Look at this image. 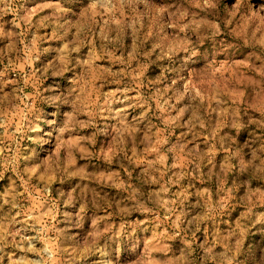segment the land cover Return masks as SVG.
Segmentation results:
<instances>
[{
  "label": "rangeland",
  "instance_id": "374dc122",
  "mask_svg": "<svg viewBox=\"0 0 264 264\" xmlns=\"http://www.w3.org/2000/svg\"><path fill=\"white\" fill-rule=\"evenodd\" d=\"M0 264H264V0H0Z\"/></svg>",
  "mask_w": 264,
  "mask_h": 264
}]
</instances>
